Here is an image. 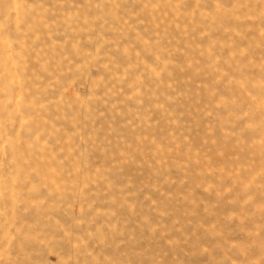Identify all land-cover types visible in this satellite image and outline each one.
<instances>
[{
    "label": "rangeland",
    "instance_id": "rangeland-1",
    "mask_svg": "<svg viewBox=\"0 0 264 264\" xmlns=\"http://www.w3.org/2000/svg\"><path fill=\"white\" fill-rule=\"evenodd\" d=\"M0 264H264V0H0Z\"/></svg>",
    "mask_w": 264,
    "mask_h": 264
}]
</instances>
